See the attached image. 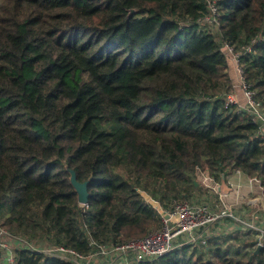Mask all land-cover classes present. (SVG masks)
Instances as JSON below:
<instances>
[{
    "label": "trees",
    "instance_id": "trees-1",
    "mask_svg": "<svg viewBox=\"0 0 264 264\" xmlns=\"http://www.w3.org/2000/svg\"><path fill=\"white\" fill-rule=\"evenodd\" d=\"M215 1L213 32L199 23L206 0H0L6 231L86 255L91 239L120 244L160 227L144 194L164 210L196 201L198 169L215 182L239 171L264 192V139L224 104L232 81L221 50L241 51L244 79L264 103V0ZM70 170L87 182L85 205ZM250 235L134 264H264V244L257 250ZM14 264L71 263L17 249Z\"/></svg>",
    "mask_w": 264,
    "mask_h": 264
},
{
    "label": "built area",
    "instance_id": "built-area-1",
    "mask_svg": "<svg viewBox=\"0 0 264 264\" xmlns=\"http://www.w3.org/2000/svg\"><path fill=\"white\" fill-rule=\"evenodd\" d=\"M207 14L199 20L201 25L218 31L220 27L219 9L215 0H206ZM226 53L233 59L237 66V81L244 104L239 105L232 91L224 98L226 107L236 106L239 111L246 113L252 122L257 126L258 136L264 139V103L255 97V91L246 83L243 71L239 65L241 51H236L232 45L223 43ZM222 45V46H223ZM246 51L250 47H246ZM223 52V51H222ZM224 54V53H223ZM260 183V182H259ZM218 203L222 207L219 213L213 212L205 203L190 202L187 200L174 202L170 209L164 210L159 203L149 195V200L156 202L160 207L153 206L161 217V225L153 229L142 238L129 239L120 244L98 243L94 240L88 241L90 252L86 255L67 247H36L27 239L21 236L11 235L0 225V252L4 253L5 264H14V251L24 249L29 252L42 251L47 254L57 255L61 260L71 264H134L142 260H153L163 256L168 251L182 245H206L212 236V229L216 224L225 227L224 219H235L237 216L224 202L220 200V194L214 190ZM85 205V204H83ZM248 212H245V215ZM164 215H167L165 218ZM245 218V217H244ZM244 220V219H243ZM223 221V222H220ZM225 222V223H224ZM247 227L252 231H259V217L255 213L249 215ZM263 237L255 241V246L261 248L264 244Z\"/></svg>",
    "mask_w": 264,
    "mask_h": 264
},
{
    "label": "crops",
    "instance_id": "crops-1",
    "mask_svg": "<svg viewBox=\"0 0 264 264\" xmlns=\"http://www.w3.org/2000/svg\"><path fill=\"white\" fill-rule=\"evenodd\" d=\"M226 60L229 67L228 72L232 81V92L238 104L243 105L244 99L242 97L241 91L238 88L237 75L232 69L231 61H228V59ZM194 178V185L197 186V188L194 189L192 193L196 200L194 202L205 203L213 212L219 213L222 207H220L218 203L219 201L216 194L213 193V191L216 190L220 194V200L224 202L228 207L232 208V211L237 216L235 219H224L226 221V226L223 227L225 228L224 231L232 233L234 232V230L239 231L245 228L246 230H248V233H250L251 230H249V228L247 227L245 219L248 221L249 215L255 211V213L259 217V231H256L258 234L256 236V239L260 237L259 234H264V192L259 181L256 178H250L235 170L229 172L225 178L226 185L230 188L227 194H221L218 191L220 182H215L214 180H212V178L205 170L198 169L195 172ZM210 196L214 198V201L212 203L207 200V198ZM249 206H252V208H250ZM217 208H219V211L217 210ZM245 212L248 213L245 215ZM219 225L220 223L216 224L215 227H213L211 236L212 238H217L220 236L218 234L220 230ZM246 230L244 232H246Z\"/></svg>",
    "mask_w": 264,
    "mask_h": 264
},
{
    "label": "rangeland",
    "instance_id": "rangeland-1",
    "mask_svg": "<svg viewBox=\"0 0 264 264\" xmlns=\"http://www.w3.org/2000/svg\"><path fill=\"white\" fill-rule=\"evenodd\" d=\"M212 30V29H211ZM214 32V31H213ZM221 50L223 51V53H224V55H225V57H226V59H228V61H231V64H232V69H233V71L236 73L237 72V66L235 65V63L233 62V59L231 58H229L230 56L228 55V53H226L225 51H227L226 49H225V47H224V45L221 47ZM227 67H228V64H227ZM228 70H229V67H228ZM236 75H237V73H236ZM239 90H240V88H239ZM241 91V90H240ZM230 92V91H229ZM228 92V93H229ZM242 93V92H241ZM227 94V93H226ZM242 97H243V94H242ZM244 98V97H243ZM118 172L121 174V175H123L124 174V168L122 167V166H120L119 168H118ZM194 180H195V178H194ZM144 196V198L146 199V200H148L149 201V203H151L152 205H154V206H157L158 204L156 203V202H152V201H150L149 200V196L148 195H146V194H144L143 195ZM207 200H209V202L210 203H212L213 201H214V198L213 197H208L207 198ZM180 201V200H179ZM176 202H178V201H176ZM250 208H252V206H249ZM254 208V207H253ZM157 209H160V207L159 206H157ZM255 209V208H254ZM217 210L219 211V208H217ZM217 211V212H218ZM222 211V210H221ZM220 211V212H221ZM225 230V228H222V230H221V227H220V230H219V237H217L219 240L218 241H223V240H225V239H227V238H233V237H235V236H239V237H245L244 235L246 234V233H248V230H246L245 228L244 229H241V230H239V231H237V230H234V232H227V231H224ZM246 230V232H244ZM251 235H250V237L252 238L251 240H253V242H255L256 241V236L258 235L257 234V232L256 231H252L251 230ZM218 236V235H217ZM259 236H261V237H263V235H261V234H259ZM231 241V240H230ZM229 241V242H230ZM41 247H45V245L44 246H40V248ZM247 247H241L240 248V250L238 251V253H237V255H235L237 258H240V259H245V252L247 253V251H248V249H246ZM0 254H1V257H0V264H5V258H4V253L3 252H0Z\"/></svg>",
    "mask_w": 264,
    "mask_h": 264
},
{
    "label": "water",
    "instance_id": "water-1",
    "mask_svg": "<svg viewBox=\"0 0 264 264\" xmlns=\"http://www.w3.org/2000/svg\"><path fill=\"white\" fill-rule=\"evenodd\" d=\"M70 183L77 193L78 203L85 204L87 202V199H88L87 182L85 181L83 183H79L76 180L75 173L70 170ZM229 190H230V188L226 185V182H225L224 178L222 177L220 184L218 186V191L221 194H227L229 192ZM164 216H165V218H167V215H164ZM258 249H259V247H257V250Z\"/></svg>",
    "mask_w": 264,
    "mask_h": 264
}]
</instances>
